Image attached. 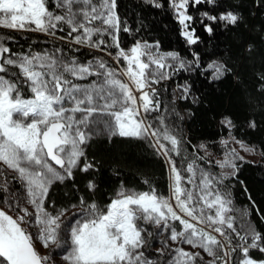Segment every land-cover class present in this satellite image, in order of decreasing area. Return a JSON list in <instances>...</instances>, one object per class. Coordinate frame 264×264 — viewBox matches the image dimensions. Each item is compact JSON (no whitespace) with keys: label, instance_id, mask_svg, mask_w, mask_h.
I'll list each match as a JSON object with an SVG mask.
<instances>
[{"label":"snow or ice","instance_id":"1","mask_svg":"<svg viewBox=\"0 0 264 264\" xmlns=\"http://www.w3.org/2000/svg\"><path fill=\"white\" fill-rule=\"evenodd\" d=\"M145 2L162 7L158 0ZM168 3L188 45L200 40L197 23L211 36L216 24L236 25L241 20L231 10L216 13L218 0ZM206 5L211 7L201 11ZM190 8L198 15L189 14ZM121 23L117 0H0V30L53 38L58 32L66 33L58 39L66 42L69 51L79 52L74 45L115 49L107 55L125 64L117 69L102 57L81 60L59 45L37 51L29 44L28 51H13L9 42L14 37L0 33V176L14 173L11 180L19 185L4 199L9 210L19 209L16 217L0 208V264H56L51 252L41 254L37 243L51 248L66 264H264L250 255L252 250L264 253V233L246 219L248 209L235 207L224 184L236 177V161L244 157L228 147L229 139L221 140L227 151L216 164L228 171L214 174L183 155L181 138L163 115L152 116L161 112L155 85L181 70L198 68L199 56L194 53V60H185L177 52H160L159 42L140 40L126 50L120 32L130 29L121 28ZM206 70L213 80L228 71L216 61ZM190 87L177 85L181 99L188 98ZM222 124L229 130L234 127L228 118ZM99 125L110 136L152 142L168 166V196L155 188L138 192L121 186L107 205L80 196L78 204L71 205L78 209L71 216L66 208L49 210L54 184L74 182L76 171L88 173L95 168L86 161L84 149ZM249 127L255 128V121ZM229 137L245 152L255 151L231 131ZM9 183L6 179L0 188L9 192ZM96 187L94 180L87 181L89 193ZM249 200L255 207L250 195ZM260 218L264 221V216ZM164 233L168 236L158 255H146L152 247L149 238ZM169 240L177 246L170 247ZM181 244L202 249L211 259Z\"/></svg>","mask_w":264,"mask_h":264},{"label":"trees","instance_id":"2","mask_svg":"<svg viewBox=\"0 0 264 264\" xmlns=\"http://www.w3.org/2000/svg\"><path fill=\"white\" fill-rule=\"evenodd\" d=\"M158 2L162 7H153L145 0H117L121 28L126 26L130 29L129 33L120 32L121 46L127 50L136 40L159 42V50L177 52L185 60H194L195 53L200 58V66L174 73L172 79L156 87L161 112L152 116L163 115L166 123L181 138L183 155L212 171H215V166L207 162L208 152H217L222 145L221 140L229 138V131L237 140L255 149L259 160L238 161L236 177L225 180L224 184L231 191L235 207L248 209L250 214L246 219L264 233V221L260 218L264 216V0H218L216 13L231 10L237 12L241 20L236 25L216 24L211 36L199 23L195 24L196 35L200 37L195 45L186 43L168 0ZM209 7L203 6L201 11ZM189 14L194 17L198 15L191 8ZM0 33L14 37L9 42L13 51H28L29 44L37 51L59 45L69 55L74 54L81 60H92L94 57L107 60L96 49L73 46L79 48V52L73 53L65 42L40 33L7 29L0 30ZM105 51L114 52L113 49ZM214 60L228 69L219 80H213L211 71L206 70ZM184 84L191 86L188 98L181 99L182 93L174 98L170 87ZM225 118L234 125L230 130L222 124ZM250 121H255V128L249 127ZM99 131L84 149L86 161L93 163L95 168L88 173L76 171L74 182L54 184L50 190L54 202L50 211L69 209L72 204H78L80 196H85L89 201L95 200L101 206L107 205L121 186L135 191L155 188L157 193L167 194L166 163L150 140L110 136L107 132ZM201 145L205 148H201ZM176 159L179 161L181 158ZM12 175L0 176V185L6 179L10 182L9 191L19 189V185L11 180ZM90 179L97 186L92 193L86 189ZM21 190L17 192L18 195ZM5 195L10 193L0 188V200H4ZM240 223L238 220L237 224ZM152 253L158 255L157 251ZM250 255L254 259L264 257V253L258 250H252Z\"/></svg>","mask_w":264,"mask_h":264},{"label":"rangeland","instance_id":"3","mask_svg":"<svg viewBox=\"0 0 264 264\" xmlns=\"http://www.w3.org/2000/svg\"><path fill=\"white\" fill-rule=\"evenodd\" d=\"M60 36H62V35L57 34V39H58V37H60ZM141 42H144V41H141ZM65 43H66V42H65ZM148 43H149V44H153V45H155V43H153V42H148ZM74 46H75V47H81V46H78V45H74ZM131 46H132V45H131ZM131 46H130V47H131ZM130 47H129V48H130ZM84 48H85V47H84ZM129 48H128V49H129ZM113 51H114L113 53H115L116 50L113 49ZM159 51H160V52H174V51H161V50H159ZM99 52H100L101 54H103V55L107 58L106 62H107L108 64H110L112 67L117 68V69L122 68V67H125V64H124V62H123L122 60H121L120 64H117V63L112 59L111 56H108V55H107V52H106V51H99ZM214 61H216V60H214ZM212 62H213V61H212ZM216 62H218V61H216ZM210 63H211V62H210ZM218 63H219V62H218ZM90 79H93V78H90ZM124 79H126V78H124ZM164 82H167V81H163V82H161V83L158 84V85H162ZM158 85H155V87H157ZM170 89H171V92H172L174 98L177 97V96H180V94L182 93L181 90L177 88V85H173V86H171ZM135 95H136L137 97H139L140 93L136 92ZM102 129H103V125H99V126L97 127L96 133H99V132H100L99 130H101V132L105 133L106 131H104V130H102ZM226 139H229V141H230L228 147H229V148H236L237 151L240 153V155L244 157V160H248V161H257V160H259V155H258V153H257L256 151H254V152H245L244 150H242V149L240 148V146H239L238 144H236L235 142L231 141V140H230V137H229V138H226ZM226 151H227V149H226L223 145H221V146H219V150H218L217 152H212V151H211V153L208 152V156H207V158H206V159H207V162H208V163H212V164L215 166V169H214L215 171H212V170H210V169H208V168H206V167H203V166H200V167H202V168H204V169H206V170H208V171H211V172L214 173V174H219V173H221L222 171H228L227 169H224V170L220 169L219 166L216 164V161H218V160L222 161V160L224 159V157H225V152H226ZM163 158H164V157H163ZM164 160H165V159H164ZM237 162H238V161H236V163H237ZM166 168H167L168 191H167V194H166L165 196H168V195H169V184H170V180H169V170H168V166H167V164H166ZM13 175H14V173H13ZM0 182H1V181H0ZM4 182H5V181H2L1 185H3ZM188 187H190V186H188ZM9 189H10V188H9ZM118 190H119V189H118ZM118 190H117V191H118ZM117 191H115V193H116ZM4 192H5V191H4ZM10 192H11V191H9L8 193H10ZM21 192H22V190H21ZM138 192H146V191H138ZM115 193H114V195H115ZM114 195H113V196H114ZM8 196H9V195H5V196H4V199H5L6 197H8ZM109 203H110V202H109ZM174 204H175V202L173 201V205H174ZM22 207H28L30 211L32 210L31 207H30L29 205H27V204L22 205ZM0 208H3L6 212H8L9 215H12L14 218L16 217L17 213L19 212V209H17L16 211H11V210H9L8 204L4 203V200H0ZM75 211H78V209H74V208L71 207V208L68 209L66 215H67V216H71L72 212H75ZM21 214H22V213H21ZM177 224H178V222H177ZM22 226L25 227V228H26L28 231H30V232L34 231V228H33L32 226H30V225H22ZM150 230H151V229H150ZM216 235L218 236V234H216ZM167 236H168V233H164L163 235H161V236H159V237L149 238V243L152 245V247L146 252V255H150V256L153 255V256L155 257L156 254H153L152 252H156L157 249H160V248L163 247L162 241H163L164 239H166ZM168 243H169L170 247L175 248V247L177 246L175 243L171 242L170 240L168 241ZM180 246L183 247L185 250H188V251H193V252H195V251H199V252L201 253V255L204 256L205 260L211 259L210 257H207L206 253H203L202 249H192V247H191L190 245H186V244H181ZM36 247H37V249L41 252V254H48L49 252H51V254H52L54 260L56 261V264H66V262L62 261L61 258H60V256L57 255L56 252L52 251L51 248H50V249H44V248L42 247V245L39 244V243L36 244ZM255 260H257V261L264 260V257L261 258V259H255Z\"/></svg>","mask_w":264,"mask_h":264}]
</instances>
